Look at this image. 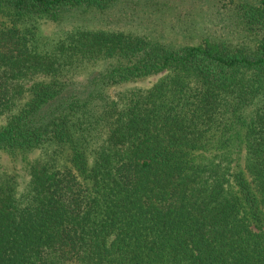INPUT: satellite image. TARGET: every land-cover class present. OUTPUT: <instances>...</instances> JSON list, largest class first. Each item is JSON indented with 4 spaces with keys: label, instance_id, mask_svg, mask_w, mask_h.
I'll list each match as a JSON object with an SVG mask.
<instances>
[{
    "label": "trees",
    "instance_id": "1",
    "mask_svg": "<svg viewBox=\"0 0 264 264\" xmlns=\"http://www.w3.org/2000/svg\"><path fill=\"white\" fill-rule=\"evenodd\" d=\"M123 1L0 0V264H264V0L184 43Z\"/></svg>",
    "mask_w": 264,
    "mask_h": 264
},
{
    "label": "rangeland",
    "instance_id": "2",
    "mask_svg": "<svg viewBox=\"0 0 264 264\" xmlns=\"http://www.w3.org/2000/svg\"><path fill=\"white\" fill-rule=\"evenodd\" d=\"M230 0H142L140 6L136 8L133 0L131 4H123L117 6L114 10L109 11L106 17L101 13H93L89 24L100 27H113L112 29H122L127 26H135L137 22L131 23L133 18L138 17L141 21L140 28L146 29L150 33L160 36L165 35L167 41H176V43L186 42V37L191 35H199L198 33H216L219 36L226 35L234 37L236 35L235 27L231 25V14L229 8ZM131 17L128 20L125 15ZM110 21V22H109ZM110 23V24H109ZM68 24L58 26L52 23H44L41 30L44 35H52L54 32H61L69 29ZM161 75L150 76L135 82L128 83L121 87V90L132 87H150ZM1 122V121H0ZM34 155H38L35 152ZM1 170L7 172H18L24 177L21 166L12 163L9 156L0 153ZM27 179V177L25 178ZM25 179L19 178L20 189L24 187Z\"/></svg>",
    "mask_w": 264,
    "mask_h": 264
}]
</instances>
